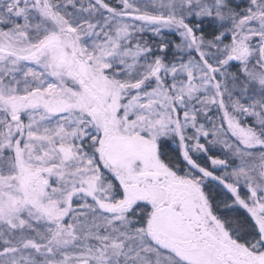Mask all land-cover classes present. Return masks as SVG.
Instances as JSON below:
<instances>
[{
    "label": "snow or ice",
    "instance_id": "6c2138e0",
    "mask_svg": "<svg viewBox=\"0 0 264 264\" xmlns=\"http://www.w3.org/2000/svg\"><path fill=\"white\" fill-rule=\"evenodd\" d=\"M0 264H264V0H0Z\"/></svg>",
    "mask_w": 264,
    "mask_h": 264
}]
</instances>
